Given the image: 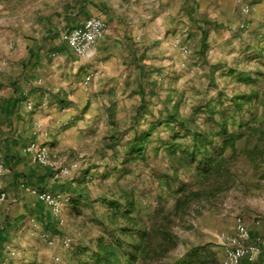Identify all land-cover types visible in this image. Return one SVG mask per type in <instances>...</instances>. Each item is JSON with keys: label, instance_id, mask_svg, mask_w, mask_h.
<instances>
[{"label": "rangeland", "instance_id": "rangeland-1", "mask_svg": "<svg viewBox=\"0 0 264 264\" xmlns=\"http://www.w3.org/2000/svg\"><path fill=\"white\" fill-rule=\"evenodd\" d=\"M39 1L24 0V4L26 7ZM52 1V7L80 2ZM105 1L113 11L120 4L130 10L125 16H130L126 24L134 30L132 46L124 57L128 75L114 82L113 91L90 94L91 105L78 107L70 120L74 125L68 127L62 141L48 143L56 159L70 168L62 182L76 185L81 177L87 179L91 206L83 199L77 205L69 203L61 215H54L60 234H50L36 219L34 243L26 242L28 250H21L20 256L29 264H68L72 247L89 242L105 230L98 223L107 212L102 199L116 197L124 188L136 193L145 213L152 212L160 202L177 213L173 229L178 241L164 260L198 248L201 254L209 255L199 264H224L222 236L234 233L239 217L257 232L254 238L264 237V0H162L157 9L147 5L151 0ZM109 14L116 17L115 11ZM9 15L12 18L15 14ZM120 28L113 26L114 32ZM115 46V52L124 55L125 47ZM141 88L146 90L145 97ZM179 100L181 113L192 115L194 129L217 130L222 110L227 117L236 116L227 126L230 134L237 136L235 146L222 153L231 179L217 197L204 193L224 177L200 176L197 163L181 169V180L171 182L169 187L161 178L163 172L171 171L166 143L179 132L175 126L156 122L158 118L167 120L164 108ZM142 101H146L148 113L138 120L135 116ZM237 103L242 104L241 109L236 108ZM150 128L153 133L145 158L131 154L129 142L136 131ZM183 136L182 132L177 140L179 157L181 149L191 143L188 136ZM216 154L219 157V150ZM50 172L55 181L52 169ZM41 190L53 191L52 186ZM193 191H203L202 197L192 196L177 212V199ZM67 238L71 242L66 246L63 240Z\"/></svg>", "mask_w": 264, "mask_h": 264}, {"label": "crops", "instance_id": "crops-1", "mask_svg": "<svg viewBox=\"0 0 264 264\" xmlns=\"http://www.w3.org/2000/svg\"><path fill=\"white\" fill-rule=\"evenodd\" d=\"M17 1L0 0V154L6 164L0 191L8 192V198L0 200V238L5 254L2 264H29L20 255L21 250H28L26 242L34 243L39 199L27 186L48 189L56 183L47 174L50 169L36 163L27 146L32 141L50 145L62 141L68 127L74 125L70 120L78 107L84 109L91 103L90 94L113 91L114 82L127 77L124 57L134 35L132 25L126 24L130 17L125 18L130 14L126 4L125 8L120 4L118 10L114 9L115 17L109 14L114 11L105 0H80L78 5L64 2L63 7H52V0L26 7L24 0L15 4ZM161 4L162 0H151L147 5L157 9ZM13 13L14 20L9 15ZM92 16H101L108 24L93 60L92 56L77 55L62 38L64 28L79 26ZM113 26L122 28L114 32ZM115 44L125 47L124 55L115 52ZM90 71L95 75L87 73ZM256 234L251 231L252 240Z\"/></svg>", "mask_w": 264, "mask_h": 264}, {"label": "trees", "instance_id": "trees-1", "mask_svg": "<svg viewBox=\"0 0 264 264\" xmlns=\"http://www.w3.org/2000/svg\"><path fill=\"white\" fill-rule=\"evenodd\" d=\"M140 93L143 97L146 96L145 89L141 88ZM180 102L181 100L177 101L172 107L168 103L164 108L167 120L158 118V122H156L158 125L166 123L169 128L175 126L179 132L166 143L171 159V171L163 172L161 178L169 187L171 182L181 180V169L191 168L193 162L197 163L199 166L197 172L200 173V176L206 179H210L216 174L224 177L222 182L219 181L216 185H212L204 193L207 197H217L221 190L228 187L231 179L230 170L226 167V159L222 153L227 148H234L233 146H235L237 136L231 135L227 126L230 120L235 121L236 116L227 117L224 115L226 112L224 113L222 110L220 113L221 121L217 130L202 129L198 127L200 125L197 123L195 126L198 128L194 129L192 127V115L186 117L181 113ZM236 108L241 109L242 104L237 103ZM146 109V101H142L137 107L135 119L139 120L144 117L148 113ZM246 123H248L247 120L242 124V127L246 126ZM182 132L190 138L191 143L188 147L181 149L182 155L179 157L176 156L180 148L177 140ZM152 133V128L142 132L136 131L129 142V152L137 157L145 158L146 145L149 143ZM218 150L219 157L216 154ZM47 174L50 176L51 172L48 171ZM55 181L56 183L52 185L53 193L71 194L70 203L73 205L79 204L83 199L89 205L91 204L87 193L86 178L81 177V179L76 180V185L70 181L62 182L61 178L55 179ZM36 187L39 189L46 188L45 186L41 188L39 185ZM202 194L203 191L186 193L177 199L175 209L180 212L192 200V196L201 198ZM158 198L162 200L161 197ZM101 202L107 212L106 217L99 219L98 223L105 230L89 242L82 241L72 247L68 253V264H199L207 261L209 255L201 254L198 248L190 249L181 257L164 260L178 241V236L173 229L175 214L177 215V213L166 209L164 203L160 202L152 212L145 213L143 207L139 206L136 193L124 188L120 189V194L116 197L103 198ZM36 211L38 220L41 221L47 232L53 235L61 233L55 223L54 215L43 201L36 202ZM3 242V239L0 238V264L5 260ZM263 259V257L260 261L258 259L256 264H264ZM242 264H250V262L246 259Z\"/></svg>", "mask_w": 264, "mask_h": 264}, {"label": "built area", "instance_id": "built-area-1", "mask_svg": "<svg viewBox=\"0 0 264 264\" xmlns=\"http://www.w3.org/2000/svg\"><path fill=\"white\" fill-rule=\"evenodd\" d=\"M107 29V22L102 17L92 16L79 26L64 28L62 38L77 55L91 57L95 54L97 43L105 36ZM185 49L187 51L188 47ZM27 151L36 163L52 169L54 179H60L70 173V168L56 159L47 143L32 141L27 146ZM5 171L6 164L0 154V176ZM27 190L43 201L55 216L61 215L65 207L71 202L72 196L68 193H53L34 186H27ZM6 198H8V192L1 190L0 200ZM50 242L53 243V240ZM70 242V238L63 240L66 246ZM222 245L225 253L224 264H242L244 259H247L250 264H256L259 257L264 254V237L252 240L251 231L241 217L236 220L235 232L222 236Z\"/></svg>", "mask_w": 264, "mask_h": 264}]
</instances>
